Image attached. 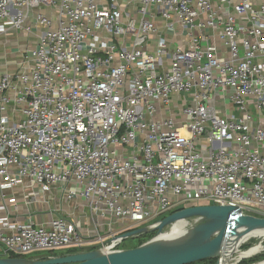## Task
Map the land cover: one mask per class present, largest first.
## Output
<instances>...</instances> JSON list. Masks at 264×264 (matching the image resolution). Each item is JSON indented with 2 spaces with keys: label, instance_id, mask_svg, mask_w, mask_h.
<instances>
[{
  "label": "built area",
  "instance_id": "built-area-1",
  "mask_svg": "<svg viewBox=\"0 0 264 264\" xmlns=\"http://www.w3.org/2000/svg\"><path fill=\"white\" fill-rule=\"evenodd\" d=\"M19 35L0 62V258L123 250L117 226L201 200L264 218V0H0L3 46ZM74 199L88 231L56 212Z\"/></svg>",
  "mask_w": 264,
  "mask_h": 264
},
{
  "label": "water",
  "instance_id": "water-1",
  "mask_svg": "<svg viewBox=\"0 0 264 264\" xmlns=\"http://www.w3.org/2000/svg\"><path fill=\"white\" fill-rule=\"evenodd\" d=\"M231 205L200 204L175 210L164 216L151 229L136 227L125 232L122 238L133 237L147 231L161 233L163 228L177 220L199 216L202 220L188 228V236L181 242L160 244L152 241L123 250L99 253L96 250L77 251L65 255L28 261L24 257L0 258V264H187L205 258H212L221 249L223 236L236 234L238 227L247 230L255 224H264V218L235 215ZM213 264H218L215 261Z\"/></svg>",
  "mask_w": 264,
  "mask_h": 264
},
{
  "label": "bare ground",
  "instance_id": "bare-ground-1",
  "mask_svg": "<svg viewBox=\"0 0 264 264\" xmlns=\"http://www.w3.org/2000/svg\"><path fill=\"white\" fill-rule=\"evenodd\" d=\"M186 220H177L173 222L169 229L165 231H162L161 233L157 234L152 241L158 242L160 244H173L177 242L183 241L189 234L188 228L186 227ZM243 226H239L237 233L234 235H231L228 242L224 240L222 249L218 252L217 255L221 257V260L223 261V257L227 252L233 250L235 246H238L241 242L245 241L247 238L256 237L259 238L261 235H264V224H255L251 228L247 230H242ZM263 249V246L257 242L244 252H241L238 254V257L234 260V262H231L230 264H236L237 261L245 257L251 253H258ZM99 253H105L104 251H100ZM253 264H264V259L260 260L258 262H255Z\"/></svg>",
  "mask_w": 264,
  "mask_h": 264
},
{
  "label": "rangeland",
  "instance_id": "rangeland-1",
  "mask_svg": "<svg viewBox=\"0 0 264 264\" xmlns=\"http://www.w3.org/2000/svg\"><path fill=\"white\" fill-rule=\"evenodd\" d=\"M17 44L19 45L20 49H22V50H24L25 47H26V42H21V40H18V41L17 40H12L11 41V44L8 43V46L5 45L4 48H3V46H0V62L4 61L6 59H9V58H6V56H8V54L7 55L5 54V49L7 50V53H8L9 52V50H8L9 48L8 47H13V45H17ZM2 48H3L4 52H3V50H1ZM15 55H17V54L14 53V56ZM208 203H210V202H207L205 200H201L198 204H208ZM137 226L138 225L133 226V227H128L127 225L123 224L121 226H117V228L119 230L120 228L125 227L122 230L123 232H125L127 230L136 228ZM169 227H170V225L164 227L162 231H165L166 232V230H168ZM186 227H189V224L186 223ZM153 236H156V233L154 235H152L151 237L147 238L146 240L152 238ZM139 239H140L139 238V235L133 236V237H127L121 243V247L124 248V249L135 247L137 244H141V242H139ZM226 242H228V240H226ZM257 242H259L263 246V249L260 252L255 253V255H253L252 257H249V256L252 255V254H254V253H251V254H249V255H247L245 257H242L243 259L240 258L241 261H240L239 264H253L255 262H258L260 260H263L264 259V235H261V237H259V238H256V237L249 238V240H247L241 246V248H240L241 251L238 250L239 245L238 246H235V248L233 250H231V251L227 252V254H225V256L223 257L222 264H230L231 262H234V260L238 257V254H240L241 252H244L245 250H247L249 247L253 246ZM94 248H96V247H91V250H94ZM67 249L69 251H75V252L78 251V249H74L73 247H68V248L62 249L60 252H66V251H68ZM43 253H44V251H33V252H30L29 254H26L24 257L25 258H29V257H39ZM213 259H214L213 261L215 262V261L219 260V256L214 257Z\"/></svg>",
  "mask_w": 264,
  "mask_h": 264
},
{
  "label": "crops",
  "instance_id": "crops-1",
  "mask_svg": "<svg viewBox=\"0 0 264 264\" xmlns=\"http://www.w3.org/2000/svg\"><path fill=\"white\" fill-rule=\"evenodd\" d=\"M12 40H14V39H12ZM19 40H21V42H25L24 36L19 35ZM0 46H3V41H1V40H0ZM3 48H4V46H3ZM3 48L1 50H3ZM3 52H4V50H3ZM5 54L6 55L8 54L6 49H5ZM14 57H15L14 53L8 54V56H6V58H10V59H13ZM0 68H1V66H0ZM6 193L15 194L18 198L17 200H18L19 207L22 206V207H20L21 211L25 212L24 206L21 204V194H22L21 190L19 188H14L13 190H7ZM53 193L57 194V192L55 190L53 191ZM41 206H44V205H41ZM9 208L11 211L12 208L10 205H9ZM56 212H57V214H61L65 217H67L68 219H70L71 221L76 222L78 224V226L80 227V231H82V232H85L86 230L88 231L92 227V221L90 219L91 217L89 214V210L86 207V205H84V202L82 200L74 199V200H71L67 203H63L61 210L60 211L58 210ZM51 216H52V213H50V210L48 209V205H45L44 207H42V210H39L34 214V218L38 222H47V221H49ZM62 249H64V248H62ZM62 249L55 250V251H44V253L41 256L29 257L28 259L34 260V259H41V258H46V257L69 254L68 249H67L68 251H66V252H60ZM82 251H85V250H82Z\"/></svg>",
  "mask_w": 264,
  "mask_h": 264
},
{
  "label": "trees",
  "instance_id": "trees-1",
  "mask_svg": "<svg viewBox=\"0 0 264 264\" xmlns=\"http://www.w3.org/2000/svg\"><path fill=\"white\" fill-rule=\"evenodd\" d=\"M155 233H156V231H147L145 233L139 234V238H140L139 242L142 243L143 241H146L147 238L151 237ZM137 245H139V244H137ZM74 249H77V248H74ZM78 251H79V249H78ZM73 252H75V251H69V253H73ZM213 260H214L213 258H205V259H201V260H198V261H195L192 263H187V264H213V262H214Z\"/></svg>",
  "mask_w": 264,
  "mask_h": 264
}]
</instances>
